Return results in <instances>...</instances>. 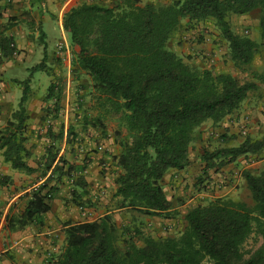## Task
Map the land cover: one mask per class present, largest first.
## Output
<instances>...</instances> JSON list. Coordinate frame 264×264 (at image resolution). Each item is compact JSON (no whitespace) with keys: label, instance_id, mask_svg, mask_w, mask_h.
<instances>
[{"label":"trees","instance_id":"16d2710c","mask_svg":"<svg viewBox=\"0 0 264 264\" xmlns=\"http://www.w3.org/2000/svg\"><path fill=\"white\" fill-rule=\"evenodd\" d=\"M253 10L259 11L264 45V0H171L163 5L115 0L109 7L92 0L80 1L63 15L62 28L74 52L73 66L88 76L91 109L97 112L94 118L84 119V124L103 129L110 118L126 131L118 140L120 152L115 159L118 208L172 218L163 176L190 164L189 147L198 128L208 121L217 125L237 112L249 93L258 89L255 79L264 84V76L252 70L259 44L234 34L228 23L230 14L246 15ZM184 19L190 26L213 21L227 43L233 66L252 80L240 84L230 74L192 67L169 50L168 42ZM16 20L9 19L0 27L2 59L15 53L13 38L6 32ZM42 45L44 57L28 70L30 76L48 70L46 46ZM19 83L18 110L0 130V151L13 170L32 173L35 170L26 163L23 135L30 77ZM52 98H56L53 84L47 93V99ZM75 137L69 128L66 142ZM56 139L61 140L62 133ZM263 150L264 137L246 138L236 147L206 152L202 161L210 169ZM58 152L52 145L46 149L42 176H49L29 194L22 214L5 219L9 232L24 229L49 211L56 192L52 180L62 175L73 178L83 171L58 157ZM242 178L247 201L225 197L199 204L184 213V228L178 236L146 237L142 246L117 227L111 214L69 226L64 250L55 264H264V164L257 173L245 171ZM73 182L80 189L73 194L79 198L85 194L84 179L78 176ZM253 234L262 243L246 256L242 247Z\"/></svg>","mask_w":264,"mask_h":264},{"label":"crops","instance_id":"0c3cea01","mask_svg":"<svg viewBox=\"0 0 264 264\" xmlns=\"http://www.w3.org/2000/svg\"><path fill=\"white\" fill-rule=\"evenodd\" d=\"M10 1V5L6 2ZM33 1V0H32ZM30 0H0V27L23 12L31 10ZM44 4V14L36 18V25L39 24L40 31L44 37L46 46L47 32L59 29L61 40L58 43L63 44L61 53L56 54L61 67L60 73L56 68L55 76L48 77L46 73L41 72V77L34 80V74L30 76V96L25 104L26 120L25 129L23 132L26 138L25 149L28 152L26 163L28 167L34 169L32 173L13 170L8 163L3 161L0 151V212L1 218L6 219L11 216H18L23 213L26 202L29 199V194L39 185L43 184L49 176L47 173L42 176V164L45 156V151L49 146H56L59 150L58 157H63L66 161L73 163L76 168L83 167L82 172H76L73 178H68L64 175L52 180L50 185L56 188L49 205V211L42 215L39 220L29 224L22 230L9 232L6 228L0 235V264H55L56 259L64 250L66 244L65 230L69 226L77 225L84 222L95 221L107 214H116L125 209L117 207V200L114 198L115 178L119 170L115 166V159L119 155L120 148L118 140L109 138V133L102 128H93L90 125L89 130L82 136V133H77L74 140L79 141L80 149L70 152L69 145L66 142V128L68 124L67 115V100L65 106L60 105V100L56 98L47 99L48 87L53 84L55 93L61 92V86L69 87L75 82L74 74L76 68L72 63V54L69 50V41L67 33L62 28L63 15L72 7L80 3V0H38ZM92 2V0H83ZM94 1V0H93ZM96 1V0H95ZM104 6H112L115 0H97ZM140 5L155 4L159 0H138ZM168 1V0H167ZM169 3V2H168ZM11 4L13 6L10 8ZM34 13L31 14L33 18ZM38 16V14H36ZM35 20V18H33ZM55 21V22H54ZM32 20L15 21V25L6 33L13 38L15 53L9 59H2L0 56V130L6 123L13 120V114L18 110V102L21 97V85L19 82L29 78L24 76L20 79L16 70H29L24 67V63L35 52V38L37 33L32 32ZM55 23V25H53ZM46 27V28H45ZM37 29V26H36ZM47 30V31H45ZM178 39L171 43V50L180 56L183 61L192 67L199 69L211 68L210 66H218L219 56L216 51L208 48L204 57H195V50H201L196 45H189L187 38L178 34ZM57 43V44H58ZM56 44V45H57ZM42 48V47H40ZM213 48V47H212ZM43 49V48H42ZM47 50V46H46ZM55 52V51H54ZM200 52V51H199ZM43 54V52H42ZM52 54V53H51ZM190 56V57H189ZM44 57V55H43ZM204 58V59H203ZM43 58H41L42 61ZM40 61V62H41ZM39 62V63H40ZM48 65V64H47ZM50 68L52 66L48 65ZM6 73L9 74V80ZM29 73V71H28ZM46 75L44 79L43 76ZM48 79V87L46 83ZM52 79V83H51ZM38 80H41L43 86H38ZM45 84V85H44ZM63 84V85H62ZM63 91V89H62ZM64 92V91H63ZM64 93H62L63 95ZM62 102V101H61ZM93 105V103H92ZM91 105V107H92ZM61 106V109L59 108ZM93 117H85L91 119ZM226 120L225 122H227ZM246 122V121H245ZM84 123V121H83ZM244 124V122H243ZM85 125V124H84ZM209 122L204 123L198 128V135L204 139L203 145L209 138L211 133H206V127ZM105 132V133H104ZM62 133V139L56 138ZM73 140V141H74ZM57 141V142H55ZM59 143V144H58ZM77 145V144H76ZM200 145V146H201ZM74 150V149H73ZM188 153V159H190ZM264 154V153H263ZM253 156H241L236 161L230 164L216 167L215 172H207V167L204 162L195 164L193 172H196L197 167L203 170V174L210 178L203 183V191L198 190L196 202L201 204L200 200L209 201L215 198L230 197L238 198V186H242L243 179L241 173L244 170H250L257 166L262 168L263 160L258 162H249ZM256 157V156H254ZM191 166L183 170L171 169L163 176V183L170 190L171 197L175 201L178 195L185 197L187 191L188 179L191 181ZM259 169V171H260ZM256 173V172H252ZM210 174V175H209ZM81 176L84 179L85 194L79 198L75 196L77 187L73 184L74 180ZM188 178V179H186ZM183 179H185L183 181ZM183 181V182H182ZM165 191V188H164ZM80 193V191L78 192ZM168 198V197H167ZM170 201V199L168 198ZM191 199L184 206L193 202ZM79 203H82L79 205ZM84 205V207H83ZM178 207L175 205L171 211L174 212ZM181 209V207H179ZM183 209V208H182ZM185 213L184 210L181 212ZM123 215V213H121ZM151 221V220H150ZM154 224H173V218L160 219L151 221ZM118 226V224H117ZM155 231V229H153Z\"/></svg>","mask_w":264,"mask_h":264},{"label":"rangeland","instance_id":"374dc122","mask_svg":"<svg viewBox=\"0 0 264 264\" xmlns=\"http://www.w3.org/2000/svg\"><path fill=\"white\" fill-rule=\"evenodd\" d=\"M6 1V0H5ZM32 0H30L31 2ZM83 1V0H80ZM171 0H159V2L156 3V5H163L167 4ZM88 2V1H86ZM100 2V1H98ZM89 3V2H88ZM101 3V2H100ZM6 5H10V1L6 2ZM13 6L11 4L10 8ZM32 11L31 10H24L23 12L18 13L17 16L13 17L17 19V21L24 18V20H32L31 30L34 33H37V37L35 38L34 46H35V52L34 54L30 56V58L24 63V67L30 68L34 66L35 64L39 63L41 61V58H43L44 52H43V43H44V37L42 35V39H40L41 31L39 24L36 25V18L39 17V20L41 18V15L44 14V4L40 3L38 0H33L31 3ZM34 13L33 18L31 17V14ZM38 14V16H36ZM12 19V18H10ZM9 20V19H8ZM7 20V21H8ZM13 21V20H12ZM11 21V22H12ZM55 22V21H54ZM258 22H259V11L253 10L252 12L246 14V15H234L230 14L228 16V23L230 25V28L232 32L238 36L247 37L254 42L259 44L258 51L254 57L253 63H252V70L255 71L258 75L264 76V45H261L260 41V34H259V28H258ZM6 23V22H4ZM55 25V23H53ZM37 26V29H36ZM46 28V27H45ZM47 31V30H45ZM179 35H184V37L187 38L186 42H189V45H196L201 50H195V57H204L202 53L206 52L208 48L213 49L217 52L219 56V60L217 63H219L218 66L212 65L211 68H206L212 70L215 74L220 73H226L232 75L240 84L244 82H248L251 79V77L245 73L238 71L232 64L229 58L228 54V48L226 41L222 38L221 32L218 28L215 27L213 21L208 20L205 22H200L196 25H188L187 19H184L182 21V25L179 28V30L175 33V35L172 37V39L168 42V49L171 50V43L178 39ZM61 40V35L59 29H55L54 31L47 32L46 37V46L47 50L45 51V58H46V65H50L53 68H50L48 65V70L44 71L48 77L55 76L57 70L60 73L61 67L59 64V59L56 58V54L61 53L60 51H57L56 44ZM69 41V37L66 39ZM61 43V42H60ZM69 50L72 54V61L74 59V52L70 45L69 41ZM42 47V48H40ZM213 47V48H212ZM55 51V52H54ZM172 51V50H171ZM200 51V52H199ZM43 52V54H42ZM52 53V54H51ZM190 57V56H189ZM204 59V58H203ZM56 68V72L53 71V69ZM18 73V77L20 79L24 78V76L30 77V74L27 70H16ZM74 77L75 82L71 84L69 87H65L63 84V87L61 86V92L55 93V97L60 100V105L64 106L66 105L65 100H67V115H68V124L66 128L65 137L67 138V133L69 131V128L73 129V131H76L77 133H82V136H85L87 131L89 130V127L84 125L83 121L85 117H93L94 112L92 111V99L90 94V80L86 74L79 70L74 71ZM62 73V71H61ZM41 71L36 72L33 76L34 80H36L38 77H41ZM46 75L43 76L44 79L46 78ZM7 79L9 80L10 76L8 73H6ZM26 80V79H25ZM24 81V80H23ZM46 87L48 85V79L46 80ZM43 82V81H42ZM41 80H38V86H43V83ZM51 79V83H52ZM254 82L257 84L258 89L254 92L249 93L247 99L243 102L240 109L235 112L234 114L227 116L222 122H220L217 125H212L210 121V125L206 127L205 134L211 133L209 136V140H207L203 145H201L202 142H204V139H201V137L198 135V130L195 133V137L193 142L191 143L189 147V155H190V164L191 166L190 170L191 172V181L188 179L187 182V188H186V195L183 197L182 195H178L177 199L175 201L172 200L170 190L166 188V184H163V188H165L166 196L170 199V203L172 207L175 205L178 207L177 210H175L173 213V220L175 221L173 224H154L151 221H157L160 219H168L164 217H149L145 215H141L129 210L122 211L116 214L112 215L113 220L115 221L116 225L118 224V228L120 230H124L127 232L126 235L132 236L135 243L138 246L143 245V240L146 237H152V238H164V237H171V236H178L182 229L184 228V220L182 210L185 212L187 210H190L194 207H196L198 202H196L198 199L195 197L196 194H198V190L203 191L205 188L203 183L207 181L210 176L204 175L199 167H197L196 172H193L192 169H194L195 164L202 161V156L207 152H213L218 149L224 148V147H236L239 144H241L246 138H249L251 140H259L264 137V84L260 81H257L256 79ZM45 85V84H44ZM22 87V86H21ZM63 89V91H62ZM62 93H64L62 95ZM62 101V102H61ZM61 109V106L59 107ZM228 120L227 122H225ZM246 121V122H245ZM244 122V124H243ZM106 132L109 134V138H112L115 140H119V138L125 137L126 131L123 127L120 126V124L114 120V119H106L104 121V128ZM105 133V132H104ZM119 133V134H117ZM66 142V141H65ZM59 144V143H58ZM65 144L69 145L70 152L72 151H79L80 146L78 140H74L71 142H66ZM77 144V145H76ZM201 145V146H200ZM56 147V146H55ZM74 149V150H73ZM264 150L259 153L258 155H252L253 157L250 158L251 160L249 162H258L259 160L264 159ZM250 156V155H249ZM256 156V157H254ZM245 157H248L245 156ZM264 163V162H263ZM187 168V167H186ZM215 167L207 169V172L210 173L212 171L215 172ZM260 168H257V166L251 168L250 170H244L240 175L241 179L242 174L245 171L249 172H258ZM210 175V174H209ZM200 179L202 182L200 183ZM185 179H183L184 181ZM182 181V182H183ZM238 190L240 188V192L238 193V198L247 201V192L244 189V184H240V186L237 187ZM80 189L75 190L76 193H78ZM194 199L193 202L189 203L187 206H184L187 201ZM202 202L201 204L206 203L207 201L200 200ZM84 207V205H83ZM181 207V209H179ZM183 208V209H182ZM123 213V215H121ZM151 220V221H150ZM155 229V231H153ZM262 241L260 238H258L256 235H251L247 241L244 243L242 247L243 253L247 256L253 251H255L260 245Z\"/></svg>","mask_w":264,"mask_h":264},{"label":"built area","instance_id":"2783aa9c","mask_svg":"<svg viewBox=\"0 0 264 264\" xmlns=\"http://www.w3.org/2000/svg\"><path fill=\"white\" fill-rule=\"evenodd\" d=\"M57 51H61V49L63 48V44L62 43H58L56 45ZM6 227V221L4 218L0 217V235L2 234V232L5 230Z\"/></svg>","mask_w":264,"mask_h":264}]
</instances>
